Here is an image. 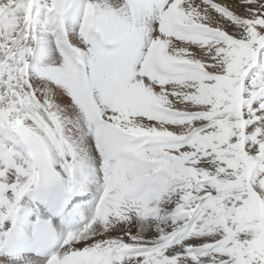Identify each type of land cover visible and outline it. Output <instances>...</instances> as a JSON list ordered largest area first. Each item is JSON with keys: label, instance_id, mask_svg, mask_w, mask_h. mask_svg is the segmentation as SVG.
<instances>
[{"label": "snow or ice", "instance_id": "obj_1", "mask_svg": "<svg viewBox=\"0 0 264 264\" xmlns=\"http://www.w3.org/2000/svg\"><path fill=\"white\" fill-rule=\"evenodd\" d=\"M0 264H264V0H0Z\"/></svg>", "mask_w": 264, "mask_h": 264}]
</instances>
